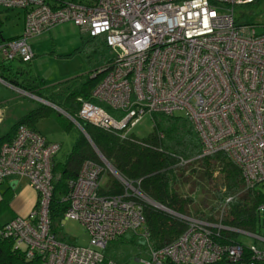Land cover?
Returning a JSON list of instances; mask_svg holds the SVG:
<instances>
[{"label": "built area", "instance_id": "obj_1", "mask_svg": "<svg viewBox=\"0 0 264 264\" xmlns=\"http://www.w3.org/2000/svg\"><path fill=\"white\" fill-rule=\"evenodd\" d=\"M254 1L0 0L3 9L22 13L24 26L21 36H0V64L31 62L29 39L72 22L88 38L104 39L112 52L92 91L94 102L82 103L79 120L125 136L130 133L127 127L146 114L184 111L201 139L198 157L225 155L240 168L249 190L264 185V28L258 33L236 26L235 16L238 7ZM0 82L11 86L1 76ZM70 120L83 130L77 120ZM59 150L58 143L26 126L0 147V185L24 178L38 196L37 209L5 223L2 235L25 247L27 257L41 256L42 264H121L104 250L127 232L141 230L147 236L142 207L135 201L143 196L122 178V195L101 194L105 167L115 173L102 158L100 164L85 161L69 182L62 221L80 223L89 245L78 247L56 238L50 232L48 208L51 164ZM183 219L187 230L162 249L149 248L145 264H253L244 262L241 245L218 242L226 230L220 221L209 223L192 215ZM256 238L264 244V238ZM251 250L252 261H264V250Z\"/></svg>", "mask_w": 264, "mask_h": 264}, {"label": "trees", "instance_id": "obj_2", "mask_svg": "<svg viewBox=\"0 0 264 264\" xmlns=\"http://www.w3.org/2000/svg\"><path fill=\"white\" fill-rule=\"evenodd\" d=\"M262 3L264 0H255L251 4L238 7L235 25L255 29L259 27L262 30V22L240 24L244 17L257 18L264 15ZM85 44H92L93 49L100 52V55L109 50L102 38H88ZM109 64L110 61L89 77L74 78L49 89L20 83L13 74H9L10 70L4 64H0V74L11 86L31 93L47 103L36 102L33 109L20 116L0 136V147L12 141L20 126L38 132L37 124L52 115L62 120L65 130L75 126L70 118L77 120L88 137L80 132L64 161L56 160V156L52 159V198L48 208L50 232L58 238L57 228L68 207L66 198L70 192L69 182L77 178L85 161L100 164L97 154L99 152L115 172L138 189L144 197L136 198L135 201L142 207L148 249L159 250L177 240L187 230L183 217L192 215L209 223L220 221L226 227L219 234L220 244L241 245L244 262L264 264V261H252L251 250L254 246L264 250V244L257 240L255 244L245 247L236 240L239 232L257 236L256 231L264 227V210L259 209L264 206V185L246 190L240 168L223 154L199 158L201 139L186 116L156 113L149 115L153 121V131L142 140L131 133L123 136L124 132L99 128L78 119L82 103L94 102L92 91L103 77L101 72ZM182 160L189 163L183 165ZM196 179L205 180L208 191L212 194L214 206L210 207L208 213L195 208L192 195L197 185ZM185 186H190L187 195L181 192ZM9 191L0 193V216L10 208L9 202L13 193ZM99 192L104 195H122L124 186L119 180L110 177L101 185ZM229 198L231 200L226 203ZM149 201L166 210L154 207ZM37 205L36 195L35 205L29 214L37 209ZM4 225L5 223L0 224V264H42L41 256L27 257L25 247L16 246L12 238L2 235ZM134 235L135 232H127L113 242L133 243Z\"/></svg>", "mask_w": 264, "mask_h": 264}, {"label": "rangeland", "instance_id": "obj_3", "mask_svg": "<svg viewBox=\"0 0 264 264\" xmlns=\"http://www.w3.org/2000/svg\"><path fill=\"white\" fill-rule=\"evenodd\" d=\"M240 21V24L264 23V15L257 18L244 17ZM23 30L22 13L0 7V34L2 39L10 40L21 36ZM256 31L261 32V28L257 27ZM87 39V35L72 22L59 23L49 31L29 39L28 43L34 54L31 62L22 63L13 60L4 62V65L10 70L9 74H13L20 83L30 84L41 89H49L74 78H86L102 69L112 58L110 50L100 55V52L93 49L92 44L87 46L85 44ZM6 73L4 74L6 75ZM0 76L2 75L0 74ZM35 105L36 100L31 96L0 82V112L2 113L0 136L4 135L20 116L33 109ZM174 116L183 117L185 112L177 111ZM133 123H135L134 120ZM37 130L47 140L59 144L60 151L56 155L58 161L66 159L81 132L76 126L65 130L62 120L54 115L41 120L37 124ZM127 130L138 139H146L153 131V121L146 114L133 127H127ZM105 169L101 185L110 177L120 180L116 173L113 175L106 167ZM196 184L192 195L195 208L208 213L210 207L214 206L212 194L208 191L205 180L196 179ZM26 185L25 181L21 180L20 188L12 194L9 202L10 208L0 216V224L9 222L12 216L16 214L27 215L31 211L35 193ZM189 187H183L181 192L185 195L189 194ZM256 234L264 237V227L258 229ZM57 236L58 239L78 247H87L90 242L84 227L71 220L60 223L57 228ZM134 236L133 243L125 241L110 243L104 250V255L121 264H145L144 261L149 258L147 241L141 230L136 231ZM257 236L239 232L236 240L243 246L249 247L258 240Z\"/></svg>", "mask_w": 264, "mask_h": 264}, {"label": "crops", "instance_id": "obj_4", "mask_svg": "<svg viewBox=\"0 0 264 264\" xmlns=\"http://www.w3.org/2000/svg\"><path fill=\"white\" fill-rule=\"evenodd\" d=\"M38 133H40L39 131H38ZM41 134V133H40ZM42 136H44L43 134H41ZM45 137V136H44ZM46 139V138H45ZM47 140V139H46ZM47 141H49V140H47ZM60 151V150H59ZM55 159H56V157H55ZM21 180H24L25 181V184H27L26 186L27 187H29V188H31L30 186H29V184H28V181L26 180V179H24V178H22V179H13V180H8V181H6V182H4L3 184H1L0 185V193H2V192H6L7 190H10L9 192H12L13 194L20 188V186H21ZM14 182H15V184H14ZM33 191V190H32ZM35 193V192H34ZM0 199H1V195H0ZM35 202H36V194H35V200H34V203H33V206H32V209H33V207H34V205H35ZM32 209H31V211H32ZM30 211V212H31ZM29 212V213H30ZM29 213L27 214V215H19V214H16V215H14V216H12V218H11V220L13 219V218H15V217H18V216H20V217H27L28 215H29ZM8 221H6V222H4V223H7ZM4 223H1V224H4Z\"/></svg>", "mask_w": 264, "mask_h": 264}, {"label": "water", "instance_id": "obj_5", "mask_svg": "<svg viewBox=\"0 0 264 264\" xmlns=\"http://www.w3.org/2000/svg\"><path fill=\"white\" fill-rule=\"evenodd\" d=\"M40 101H43V100H41L40 99ZM79 130L87 137V135H86V133L81 129V128H79ZM88 138V137H87ZM97 154H98V156L100 157V158H102V159H104L100 154H99V152H97ZM104 161L105 162H107L105 159H104ZM108 163V162H107ZM114 171V173H116L115 172V170H113ZM116 175L119 177V178H121L117 173H116ZM14 184H15V182H14ZM148 201V200H147ZM149 203L151 204V205H153L154 207H157V208H160V209H163V210H166V209H164L162 206H160V205H157V204H155V203H153V202H151V201H149Z\"/></svg>", "mask_w": 264, "mask_h": 264}, {"label": "bare ground", "instance_id": "obj_6", "mask_svg": "<svg viewBox=\"0 0 264 264\" xmlns=\"http://www.w3.org/2000/svg\"><path fill=\"white\" fill-rule=\"evenodd\" d=\"M75 125V124H74ZM109 168H111L110 166H109ZM112 170V169H111ZM113 171V170H112ZM114 172V171H113ZM144 198V197H143Z\"/></svg>", "mask_w": 264, "mask_h": 264}, {"label": "clouds", "instance_id": "obj_7", "mask_svg": "<svg viewBox=\"0 0 264 264\" xmlns=\"http://www.w3.org/2000/svg\"><path fill=\"white\" fill-rule=\"evenodd\" d=\"M39 98V97H38ZM42 100V99H41ZM36 102H38V101H36ZM41 103V102H40ZM42 104H44V103H42Z\"/></svg>", "mask_w": 264, "mask_h": 264}]
</instances>
